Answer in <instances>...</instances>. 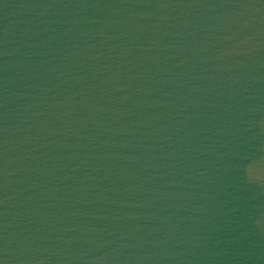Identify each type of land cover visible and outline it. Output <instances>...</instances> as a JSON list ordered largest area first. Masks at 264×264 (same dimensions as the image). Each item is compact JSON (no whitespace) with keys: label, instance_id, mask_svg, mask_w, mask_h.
I'll use <instances>...</instances> for the list:
<instances>
[{"label":"water","instance_id":"water-1","mask_svg":"<svg viewBox=\"0 0 264 264\" xmlns=\"http://www.w3.org/2000/svg\"><path fill=\"white\" fill-rule=\"evenodd\" d=\"M257 164L264 0H0L3 264H264Z\"/></svg>","mask_w":264,"mask_h":264},{"label":"clouds","instance_id":"clouds-1","mask_svg":"<svg viewBox=\"0 0 264 264\" xmlns=\"http://www.w3.org/2000/svg\"><path fill=\"white\" fill-rule=\"evenodd\" d=\"M248 171L251 179H260L261 175L264 174V164L250 165Z\"/></svg>","mask_w":264,"mask_h":264},{"label":"snow or ice","instance_id":"snow-or-ice-1","mask_svg":"<svg viewBox=\"0 0 264 264\" xmlns=\"http://www.w3.org/2000/svg\"><path fill=\"white\" fill-rule=\"evenodd\" d=\"M0 264H3V262H2V261H0Z\"/></svg>","mask_w":264,"mask_h":264}]
</instances>
